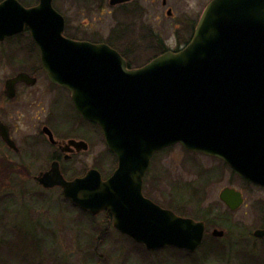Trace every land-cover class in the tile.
Returning a JSON list of instances; mask_svg holds the SVG:
<instances>
[{
	"label": "water",
	"instance_id": "water-1",
	"mask_svg": "<svg viewBox=\"0 0 264 264\" xmlns=\"http://www.w3.org/2000/svg\"><path fill=\"white\" fill-rule=\"evenodd\" d=\"M50 2L18 5L17 19L39 44L49 80L66 87L81 116L101 127L118 165L107 180L90 170L67 181L55 170L45 187L60 186L92 214L110 212L116 229L149 250H195L204 225L145 199L142 179L156 152L180 145L264 186V0H212L184 50L137 69L106 45L64 39L63 18ZM0 10L2 26L8 16Z\"/></svg>",
	"mask_w": 264,
	"mask_h": 264
},
{
	"label": "flooded vegetation",
	"instance_id": "flooded-vegetation-1",
	"mask_svg": "<svg viewBox=\"0 0 264 264\" xmlns=\"http://www.w3.org/2000/svg\"><path fill=\"white\" fill-rule=\"evenodd\" d=\"M211 1L51 0L50 3L63 18L64 39L106 45L125 59L128 69H134L166 53L177 54L184 50L192 40L201 15ZM59 3L69 9V12L78 7L98 10L109 7L112 28L107 37L99 38L96 30L87 33L80 24L73 21L70 23L69 16L57 7ZM18 5L24 9H32L40 5V0H0V7H4L8 16L0 26V205L4 201L11 203L12 200H21L22 197L33 200L38 196L41 199L42 194L18 192L21 185L32 182L42 191L58 189L61 203L75 207L90 221L102 216L104 225L112 229L116 236L140 246L148 254L142 257L143 264H165L162 261L166 251L178 258H189L190 262L185 260L189 264H264V235H258L259 232H264V186L245 179L219 160L239 181L238 187L232 182L229 183L231 186H225L219 191L218 202L224 207L222 212L214 209V204L206 205V209L195 204L192 215H185L180 211L179 197L171 196L167 203L155 198L154 192L157 191L148 188L146 178L154 159L166 149L152 156L142 179V194L145 199L179 217L189 218L204 225L202 241L193 251L170 245L149 250L144 244L135 242L130 236L116 229L110 212L104 210L92 214L66 199L60 186L45 187L44 182L47 179L52 181L55 170L67 181L84 177L90 170L98 171L102 179L107 180L116 170L118 160L107 147L101 127L84 119L77 111L71 92L49 80L42 64L39 44L29 26L24 24L21 27V20L17 19ZM154 7L156 11H153ZM53 36L46 34V37ZM49 41V44H54L52 40ZM139 57L148 59L142 65L131 63V58ZM101 142L106 152L114 159V166L107 175L103 174L101 166ZM90 154L91 164L86 162ZM76 168L82 171L76 173ZM221 179L219 175H211L206 180L212 184ZM157 183L158 180L153 184ZM226 189L238 193L240 201L235 203L236 196L230 191L221 197ZM158 193L160 194L159 191ZM201 205L203 207L204 203ZM8 207L0 206V228H11L14 238L0 239V264H17L13 261L18 258L23 248L28 251V242L17 240V230L21 229V225L15 220L12 223L7 222V217L11 212L13 217H16L18 211L24 210L29 214V211L34 209L23 207L13 210ZM200 210L206 211V214H198L197 211ZM70 218L67 221L69 224H72L71 221L76 223L77 226L72 225L77 231L81 227V220ZM35 219L37 218L32 217V220ZM34 224L37 225L33 223L32 227ZM100 234L103 232L100 231ZM96 238V241L101 240V237ZM17 246L21 248L16 255ZM31 256L18 260L20 264H36V261L34 263L29 259ZM153 260L155 262H152Z\"/></svg>",
	"mask_w": 264,
	"mask_h": 264
},
{
	"label": "rangeland",
	"instance_id": "rangeland-1",
	"mask_svg": "<svg viewBox=\"0 0 264 264\" xmlns=\"http://www.w3.org/2000/svg\"><path fill=\"white\" fill-rule=\"evenodd\" d=\"M58 1L61 2L62 0ZM57 7L66 16H69L70 23L73 21L80 24L87 33L96 30L99 38H106L112 28L109 18L110 8L107 6L102 10L78 7L72 8L71 12L68 11L69 9H65L66 7H62L61 3L57 4ZM156 10L154 7L153 11ZM122 22L126 23L124 20ZM147 59L131 58V62L142 65ZM26 123L28 124V122ZM94 150L95 148L91 151L92 155ZM100 150L103 174L107 175L114 166V159L106 152L102 142ZM91 154L86 159L89 164L92 162ZM74 171L78 173L82 169L76 168ZM211 175H219L222 179L209 184L206 179ZM157 180L159 184H153ZM232 182L236 187L239 186L236 176L228 168L223 167L217 159L185 151L180 146L168 148L158 154L153 164H151L146 178L148 188L157 191L154 192L155 198L163 200L165 203L168 202L171 196L178 198L183 194L184 196L180 201V211L185 215H192L195 204L205 209L206 205L214 204V209L222 212L224 207L218 202V193L221 188L231 186L229 183ZM18 192L43 195L41 197L43 201L38 196L34 197L33 200L22 197L21 200H12L11 203L4 201L0 205L2 207L4 205L9 206L13 210H19L23 207H33L34 209L32 212L29 211L31 216L21 210L17 212L16 217H13L12 212L7 217V222L12 223L15 220L21 225V229L17 230L19 232V234L17 233L19 235L17 240L28 242V251L23 248L21 253L18 254L21 246H17L16 255L18 254L17 257L20 259L31 256L32 250V256L34 257L31 256L29 259L34 263L36 261V264H101V262L102 264H143L142 257L148 255L140 246L116 236L112 229L104 225L102 216L90 221L75 207L67 203H61L62 199L59 196L60 191L58 189L42 191L36 188L32 182H29L21 185ZM205 197L206 201L204 202ZM202 202L204 203L203 207ZM201 212L203 210L197 211L198 214ZM203 213L206 214V211ZM32 217L37 219L34 221ZM69 217H71V220L72 218L77 219V221L81 220L79 222L81 227L77 231L72 225L77 226V224L72 221V224H69L67 221ZM232 219L234 218L232 217ZM33 223L37 225L34 224V227H32ZM11 231L12 229L8 227L5 230L0 228V239H10L11 237L12 240L14 237ZM100 231L103 232L102 235H99ZM96 237H101V240L96 241ZM163 257L164 261L162 262L165 264H189L186 261L190 262L189 258H178L170 251H166ZM18 258L13 262L20 264Z\"/></svg>",
	"mask_w": 264,
	"mask_h": 264
},
{
	"label": "bare ground",
	"instance_id": "bare-ground-1",
	"mask_svg": "<svg viewBox=\"0 0 264 264\" xmlns=\"http://www.w3.org/2000/svg\"><path fill=\"white\" fill-rule=\"evenodd\" d=\"M182 196H184L183 194H181L180 196H178L180 199H182ZM156 249H158V248H156ZM152 250H154V249H152Z\"/></svg>",
	"mask_w": 264,
	"mask_h": 264
},
{
	"label": "trees",
	"instance_id": "trees-1",
	"mask_svg": "<svg viewBox=\"0 0 264 264\" xmlns=\"http://www.w3.org/2000/svg\"><path fill=\"white\" fill-rule=\"evenodd\" d=\"M132 63V62H131ZM184 214V213H183Z\"/></svg>",
	"mask_w": 264,
	"mask_h": 264
}]
</instances>
